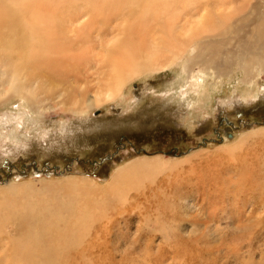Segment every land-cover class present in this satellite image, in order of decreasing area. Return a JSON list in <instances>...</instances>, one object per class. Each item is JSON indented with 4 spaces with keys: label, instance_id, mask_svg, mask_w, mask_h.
Wrapping results in <instances>:
<instances>
[{
    "label": "rangeland",
    "instance_id": "rangeland-1",
    "mask_svg": "<svg viewBox=\"0 0 264 264\" xmlns=\"http://www.w3.org/2000/svg\"><path fill=\"white\" fill-rule=\"evenodd\" d=\"M58 22L70 49L81 45L70 22ZM112 25L96 27L108 34ZM106 34L94 29L92 39L108 44ZM97 41L77 80L40 86L22 76L38 113L24 98L0 97V264H18L4 240L18 252L35 225L52 243L50 264H264V70L250 84L243 70L215 76L206 53L192 73L161 68L109 100L101 85L114 69L100 63Z\"/></svg>",
    "mask_w": 264,
    "mask_h": 264
},
{
    "label": "bare ground",
    "instance_id": "bare-ground-1",
    "mask_svg": "<svg viewBox=\"0 0 264 264\" xmlns=\"http://www.w3.org/2000/svg\"><path fill=\"white\" fill-rule=\"evenodd\" d=\"M215 1L0 0V88H6L5 93L0 92V97L24 98L27 107L38 113L42 108L22 76L27 83L38 85V80L40 86L47 82L53 86L56 79L65 81L71 74L77 80V71L97 58V54L93 55L97 40L93 41L92 31L95 29L100 37L106 34L107 30L96 27L99 21L115 24L109 31L112 41L108 44L105 39L97 41L101 49L100 63L103 66L110 63L114 69L108 74L110 85L107 82L106 86L101 85L107 90L109 100L121 96L123 87L141 75L177 64H184V71H190L206 53H213L216 61L210 58L204 63L218 70L203 69L204 72L213 70L216 76L215 72L243 70V81L250 84L254 72L264 70V5L261 4V8L257 5L260 0H218L220 10L212 14L210 8ZM257 8L261 9L260 13ZM60 17H65L68 25L70 22L74 27L71 28L73 38L66 35L80 39L81 45L74 42L70 49L71 43L59 35ZM110 33L106 37L109 38ZM2 70L16 71L6 79V72ZM193 78L195 76L190 75L187 83ZM86 106L88 109L89 104ZM145 163L122 169L113 178L114 183L141 169ZM65 210L68 209L65 207ZM60 218L65 216L60 214ZM57 224L63 226L66 221ZM6 227L0 226V237ZM4 242V256L18 264L51 262L52 243H47V232L39 225L29 230L28 239L22 241L18 252L10 239Z\"/></svg>",
    "mask_w": 264,
    "mask_h": 264
},
{
    "label": "water",
    "instance_id": "water-1",
    "mask_svg": "<svg viewBox=\"0 0 264 264\" xmlns=\"http://www.w3.org/2000/svg\"><path fill=\"white\" fill-rule=\"evenodd\" d=\"M108 159V158H107ZM98 164H100V163H98Z\"/></svg>",
    "mask_w": 264,
    "mask_h": 264
}]
</instances>
